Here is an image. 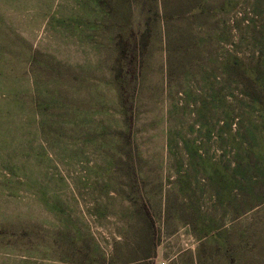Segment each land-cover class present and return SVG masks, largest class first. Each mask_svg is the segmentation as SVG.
Returning <instances> with one entry per match:
<instances>
[{
    "label": "rangeland",
    "instance_id": "1",
    "mask_svg": "<svg viewBox=\"0 0 264 264\" xmlns=\"http://www.w3.org/2000/svg\"><path fill=\"white\" fill-rule=\"evenodd\" d=\"M258 102L264 0H0V264H145L123 192L153 215L148 264H264V186L236 183ZM219 227L233 250L198 252Z\"/></svg>",
    "mask_w": 264,
    "mask_h": 264
},
{
    "label": "trees",
    "instance_id": "2",
    "mask_svg": "<svg viewBox=\"0 0 264 264\" xmlns=\"http://www.w3.org/2000/svg\"><path fill=\"white\" fill-rule=\"evenodd\" d=\"M258 67H248L244 69V79L246 82L259 83V71ZM137 68L136 66L122 65L118 70L116 78L113 80V92L117 100L118 105L125 112H133L135 108V90L137 82ZM259 107L264 111V105L258 102ZM247 156L240 157L238 160V166L236 167V172H241L243 176L241 183L239 178L236 176L237 185L243 186L245 182L257 191L262 189L264 186V156L258 155L255 147H252ZM239 183V184H238ZM253 188V189H254ZM122 199L128 203V210L131 214V217H134L135 220H139L145 226V232L142 237L141 242L138 245H135L134 252L139 254V258L143 260L145 264H148L151 258L155 257L157 254L158 241L156 238L155 232V221L153 215L145 203H139L138 200L133 196V192H128L121 195ZM138 206V207H137ZM233 227V226H232ZM202 242L198 248L201 251L203 245L210 246H224L230 252L233 250L232 241L229 238V230L227 228L219 227L213 232H209L202 237ZM115 260V257L113 258ZM113 264V262H112Z\"/></svg>",
    "mask_w": 264,
    "mask_h": 264
},
{
    "label": "built area",
    "instance_id": "3",
    "mask_svg": "<svg viewBox=\"0 0 264 264\" xmlns=\"http://www.w3.org/2000/svg\"><path fill=\"white\" fill-rule=\"evenodd\" d=\"M162 264H166L165 262H163Z\"/></svg>",
    "mask_w": 264,
    "mask_h": 264
}]
</instances>
